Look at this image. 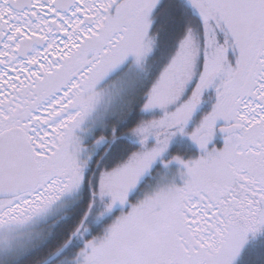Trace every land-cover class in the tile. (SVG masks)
Instances as JSON below:
<instances>
[{
	"label": "snow or ice",
	"instance_id": "6c2138e0",
	"mask_svg": "<svg viewBox=\"0 0 264 264\" xmlns=\"http://www.w3.org/2000/svg\"><path fill=\"white\" fill-rule=\"evenodd\" d=\"M161 16L184 27L143 94L139 112L152 115L125 133L134 150L90 174L94 146L108 140L95 131L126 87L109 78L154 53ZM178 135L196 154L165 159ZM85 183L87 211L56 252L79 238L68 264L264 256V0H0V256L26 252L22 230ZM117 209L86 238L94 211L100 222Z\"/></svg>",
	"mask_w": 264,
	"mask_h": 264
},
{
	"label": "trees",
	"instance_id": "16d2710c",
	"mask_svg": "<svg viewBox=\"0 0 264 264\" xmlns=\"http://www.w3.org/2000/svg\"><path fill=\"white\" fill-rule=\"evenodd\" d=\"M178 2L183 3L182 0H178ZM161 26H163V30L160 31L159 42L154 50V53L148 57L146 62L148 76L145 77L144 81L138 77L139 91L133 93L135 95L129 98V102L125 104L123 108H119V115L117 116V119H115L118 121L111 123L112 127L117 125L116 139L113 140L110 144H107L108 146L100 152V155H97L98 157L95 158L90 168V174L92 171H96L98 173L99 170L104 167H111L115 162L123 159L128 154V152L134 150L137 147L135 141L132 140L130 136L125 135V133L127 132L129 127L134 126L137 119L141 117L148 118L147 115L139 112L143 94L148 90V88L151 86V83L158 77L160 71L167 64L172 52L174 51L175 39L183 31L184 22L177 21L176 23L172 24L169 23L165 17L161 16L157 21V27L160 28ZM209 110L210 106L209 108H207V111ZM121 113L124 114L125 118H121ZM109 127L110 124L108 126V129ZM108 129L107 131L109 133L110 130ZM173 141L174 139L172 140V142ZM174 144L169 151V156L167 155L165 159H169L173 155H181L185 158L193 155L191 154V150H185V148H187L184 147L185 145L182 144L183 148H181V146H178L179 143L176 141V139ZM97 162H99V168L96 167ZM89 200L90 191L87 183H85L77 204L73 208H71L70 211L65 215L66 217L61 220V222L59 223V227L51 232V235L47 237V245H40L38 247V249H40L37 252H34V260H36V262H34L35 264H38V262L40 263V261H43L44 259L50 257L52 253H55V251H57V249H59L66 240H68L72 231L76 228V226L83 218L84 213L87 211ZM112 217H105L103 221L98 222L95 218L94 211L93 214L88 217V220L86 222V226L89 228V232L86 234V238H91V236L101 234L103 229L112 222ZM91 222L93 224L90 225L89 223ZM94 223L100 224L94 225ZM77 243L80 244V248L82 247V241L79 238H76L70 248L68 250H65V252L61 255L59 261H70L77 252L76 250L80 249L79 245L77 246ZM74 246L77 247L75 248ZM250 261L251 264H264V256H261L260 254L252 255L250 257Z\"/></svg>",
	"mask_w": 264,
	"mask_h": 264
},
{
	"label": "rangeland",
	"instance_id": "374dc122",
	"mask_svg": "<svg viewBox=\"0 0 264 264\" xmlns=\"http://www.w3.org/2000/svg\"><path fill=\"white\" fill-rule=\"evenodd\" d=\"M136 68H137V66L135 64H132V65H130L128 67V70L125 71L122 76H120L126 82V87H125V91L121 94L122 95V99L118 98L116 103H115V105H114V111L117 114L116 117L119 115V108L120 109L123 108L125 106V104H127L129 102V100H130L129 98H131V97H133L135 95L133 93L139 91V89H138L139 88V81H138L139 79L137 77V74L133 72V69H136ZM145 77H146V75H145ZM146 90H147V88H146ZM205 99H206V102L200 108V110H202V113L207 112V108H209V106H211V102H212L211 99L209 97H207V96H206ZM145 115H147L149 117L152 114H145ZM201 115H200V112L196 113V116L194 118L193 124L195 123V121H198L200 119ZM190 129H191V125H190ZM103 130H105L104 126L98 127L96 129V131H95V134L97 136H99V134H101ZM175 139L179 143L178 146H181V148H183L182 147V144H183V145H185L184 147H187V148H185V150H191V154H193V155L196 154L195 145L188 139V137L180 136V135L176 136L174 138V141L171 142L169 151L171 150L173 144L175 143ZM132 140H133V138H132ZM106 142H109V144H110L112 142V140H110V141L107 140ZM104 143H101L99 145H95L94 146V153H96L97 150ZM168 154H169V152L165 155V157ZM172 167H173V170H175L177 166L175 165V166H172ZM162 171H163V169H162L161 165L159 163H157L154 166V168H153V172L151 174H149L148 176L144 177L143 181L141 182L140 189L142 191H148L150 189V187L154 186L155 183H156V180L158 178L156 176L157 172H162ZM78 194L79 193H77L75 195H72V196L65 197L62 201H60V202H58L56 204L60 208V211H59L57 216H59L60 214L62 215V212L66 211L73 203L76 202L75 198H77ZM140 194H142V192H138L137 193V195H140ZM118 213H119V209H117L116 213H114L112 215L113 217L112 216L111 217L114 219V216L116 214H118ZM41 232H44V231H41ZM24 234H27V233H22V235H24ZM34 234L35 235L41 234V235L44 236V233L34 232ZM30 235L29 236L28 235H24V237H22L23 241L30 242V246H29L28 250H30L34 245L36 246V244H37V242ZM32 243H33V245H32ZM35 246L33 247V249L35 248ZM15 260H17V262H19L21 259L19 258V256H16V257H13V258H7V257H4V256H0V264H14L13 261H15Z\"/></svg>",
	"mask_w": 264,
	"mask_h": 264
},
{
	"label": "flooded vegetation",
	"instance_id": "af4514ba",
	"mask_svg": "<svg viewBox=\"0 0 264 264\" xmlns=\"http://www.w3.org/2000/svg\"><path fill=\"white\" fill-rule=\"evenodd\" d=\"M118 73V72H117ZM117 73L116 74H114L112 77H110L109 79L110 80H112L113 79V77L114 76H116L117 75ZM44 218V217H43ZM43 218H40V219H38L36 222H34L32 225H30V226H28L27 228H25V229H23L22 230V233H27V234H24V235H30V236H32V238L37 242V241H39L40 239V242H37V244H36V246H35V248L33 249V247L28 251H26V252H24V253H22V254H20V255H18V256H21V255H23V257H21L20 259V261H19V263L17 262V260H15V261H13V263L15 264V263H18V264H21V261H24V263H22V264H33L34 262H36V260H34V258H35V253L34 252H37L39 249H38V247L40 246V245H43L44 244V246L45 245H47V237L49 236V235H51V232H53L54 230H56L59 226L55 223V224H53V225H51V226H47L46 227V229L44 230V236L42 235V237H37V236H35V234H34V232L35 231H39V229H40V231L42 230V228L46 225V224H51L50 222L49 223H47L48 222V220L49 219H47V220H43ZM24 235H22V237H24ZM32 245H33V243H32ZM29 249V248H28ZM45 260V259H44ZM44 260L43 261H40V263H42V262H44ZM39 263V264H40ZM35 264V263H34Z\"/></svg>",
	"mask_w": 264,
	"mask_h": 264
},
{
	"label": "water",
	"instance_id": "95a60500",
	"mask_svg": "<svg viewBox=\"0 0 264 264\" xmlns=\"http://www.w3.org/2000/svg\"><path fill=\"white\" fill-rule=\"evenodd\" d=\"M73 239H75V238H73ZM73 239H72V241H73ZM70 245V244H69ZM69 245L66 247V248H63V250L58 254V255H56V254H54L47 262H46V264H51L53 261H55L57 258H59L65 251L64 250H66L68 247H69ZM45 264V263H44Z\"/></svg>",
	"mask_w": 264,
	"mask_h": 264
}]
</instances>
